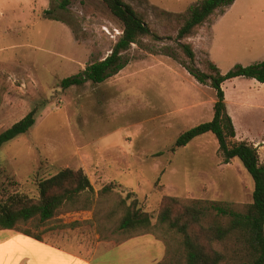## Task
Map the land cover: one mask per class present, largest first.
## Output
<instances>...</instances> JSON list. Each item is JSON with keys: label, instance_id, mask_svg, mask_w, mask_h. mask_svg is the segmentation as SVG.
<instances>
[{"label": "rangeland", "instance_id": "1", "mask_svg": "<svg viewBox=\"0 0 264 264\" xmlns=\"http://www.w3.org/2000/svg\"><path fill=\"white\" fill-rule=\"evenodd\" d=\"M61 1L0 0V133L37 110L30 132L0 150V196H37L40 179L70 167L84 169L97 192L111 182L123 197L134 192L153 222L165 195L217 200L238 210L251 203L253 177L239 158L223 162L213 133L172 151L184 131L214 117L216 90L182 64L188 59L176 39L188 8L202 0H125L159 38L134 45L129 64L107 81L68 89L61 85L64 78L111 53L122 23L101 0H71L68 10L59 7ZM189 41L202 71H210V61L222 73L263 61L264 0H236ZM222 87L237 132L230 144H254L264 163V83L239 76ZM93 216L66 213L33 230L42 232L43 241L87 257L99 252L94 264L164 259L167 247L154 235H137L119 247L88 223ZM99 241L118 247L99 250ZM3 258L0 249V264Z\"/></svg>", "mask_w": 264, "mask_h": 264}, {"label": "trees", "instance_id": "2", "mask_svg": "<svg viewBox=\"0 0 264 264\" xmlns=\"http://www.w3.org/2000/svg\"><path fill=\"white\" fill-rule=\"evenodd\" d=\"M122 23V33L111 53L87 65L79 73L61 81L64 89L82 86L88 81L100 84L118 74L130 62L127 53L144 38H159L149 23L125 0H101ZM236 0H202L188 8V14L177 34V40L188 61L182 64L201 84H210L216 90L214 117L184 131L172 151L187 146L195 138L213 133L219 144L224 163L239 158L255 182L253 201L243 210L207 198L185 199L165 195L161 201L156 222L142 206L134 192L125 197L115 192L117 184L109 183L96 191L84 169L70 167L37 182L38 195L21 192L0 196V231L14 230L43 241L42 232H35L60 215L93 211L88 221L96 226L101 238L118 244L137 235L152 234L165 243V257L157 264H264V163H260L258 148L247 141L232 142L236 127L228 113L223 83L239 76L264 83V60L244 66L237 64L222 73L212 61L210 71L196 66V52L190 38L218 11ZM71 0H62L59 7L68 10ZM47 15L52 10H46ZM56 20L70 22L65 18ZM2 75L0 66V77ZM37 120L34 109L12 127L0 133V150L8 142L30 132ZM164 152H159L163 154ZM81 222L64 224L75 227ZM178 235L179 238L174 237ZM173 238H175L173 240ZM177 242V243H176ZM176 247V248H175Z\"/></svg>", "mask_w": 264, "mask_h": 264}, {"label": "crops", "instance_id": "3", "mask_svg": "<svg viewBox=\"0 0 264 264\" xmlns=\"http://www.w3.org/2000/svg\"><path fill=\"white\" fill-rule=\"evenodd\" d=\"M130 241L132 240L126 243ZM28 244L38 248L35 251L29 250L27 249ZM124 244L119 245V247ZM107 245L109 243L99 241L97 242V249L118 247ZM0 249L4 254V260L1 264H94L93 260L99 253L87 257L79 251L59 247L12 230L0 231ZM140 256L137 258L142 259L144 253H141Z\"/></svg>", "mask_w": 264, "mask_h": 264}]
</instances>
